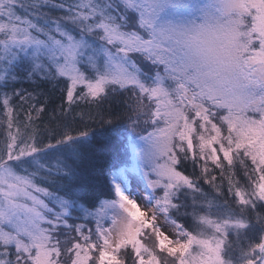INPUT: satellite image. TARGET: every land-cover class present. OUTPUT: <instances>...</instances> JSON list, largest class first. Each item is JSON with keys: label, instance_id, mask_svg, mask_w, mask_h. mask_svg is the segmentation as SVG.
Returning a JSON list of instances; mask_svg holds the SVG:
<instances>
[{"label": "snow or ice", "instance_id": "snow-or-ice-1", "mask_svg": "<svg viewBox=\"0 0 264 264\" xmlns=\"http://www.w3.org/2000/svg\"><path fill=\"white\" fill-rule=\"evenodd\" d=\"M0 264H264V0H0Z\"/></svg>", "mask_w": 264, "mask_h": 264}]
</instances>
